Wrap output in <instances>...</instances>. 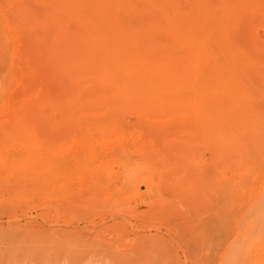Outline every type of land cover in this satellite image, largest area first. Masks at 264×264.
Masks as SVG:
<instances>
[{
	"label": "rangeland",
	"instance_id": "rangeland-1",
	"mask_svg": "<svg viewBox=\"0 0 264 264\" xmlns=\"http://www.w3.org/2000/svg\"><path fill=\"white\" fill-rule=\"evenodd\" d=\"M39 1L0 0V154L8 159L0 161V264H264V218L257 225L253 213L264 208V123L258 125L262 134L242 132L234 145L225 146L223 163L216 148L205 147L193 114L157 115L151 100L92 96L109 92V85L83 83L88 70L76 52L82 82H69L74 73L65 69L58 75L51 37L20 17L29 10L43 12ZM243 2L234 1L231 32L224 30L231 38L223 33L235 38L232 46L242 43L235 51L241 50L235 56L239 73L256 86L247 90L257 89L251 97L248 91L257 106L249 101L264 119V0ZM140 14L133 15L137 25ZM162 36L157 38L171 42V49L165 45L173 58L185 55L180 39ZM209 40L219 47L216 37ZM201 81L196 87L185 84L176 95L190 101ZM60 92L61 113L53 108ZM73 92L80 100L66 101ZM16 120L29 125L28 138L26 130H12ZM249 136L256 142L249 143ZM25 156L35 161L28 163ZM249 216L256 241L255 230L248 232L254 229ZM234 254L241 259L232 260Z\"/></svg>",
	"mask_w": 264,
	"mask_h": 264
},
{
	"label": "bare ground",
	"instance_id": "bare-ground-1",
	"mask_svg": "<svg viewBox=\"0 0 264 264\" xmlns=\"http://www.w3.org/2000/svg\"><path fill=\"white\" fill-rule=\"evenodd\" d=\"M38 1L39 0H37V2ZM42 1H44L43 3L45 4L43 5L46 6L45 10L44 9H43L44 11L42 10L43 12L41 13L33 12V10L30 8L33 13L32 12L29 13L30 11L29 10L27 13L23 15L21 14L22 16L20 17H23L25 18V20H28V23L29 21H31L34 24H36V26L38 27L41 26L44 35L51 37L50 45L47 43L48 46L51 48L50 56L52 57L53 60V61L51 60V63L53 62L52 64H54V66L51 65V67L53 66V68H55L56 72L59 73V74L57 73L58 75H61V70L65 69L66 72L68 71L70 73L71 72L74 73L73 76H71L73 73H71V75H68L69 77L71 76L73 78V79L70 78L69 82H71V80H73V82H78V83L82 82L80 80L81 77L84 76L78 72L77 70L79 68L78 63L73 55L76 52V53H80V57L78 60L82 61L83 62L82 66L88 70L87 73L88 78L87 80H85V82L83 80V83H86L87 81L86 84L88 85V83H90V85H92L91 88L96 87L93 86L94 84H101V86L98 85L100 87H102L103 84L109 85L110 87L109 92L104 91L105 92L104 94L99 93L95 95L96 92L93 91L94 95L92 96L101 95L100 98L108 99V100L117 99L119 101L138 100V101H142L143 103L144 100H151L152 104L150 105L153 108L152 110L157 111V113L159 112L158 114L156 113L157 115L159 114L163 115L165 113H174L178 115L179 113H183V112L193 114L197 118L199 131L203 136L202 141L205 144V147L216 148L218 151L220 161H222L223 163H224V147L225 146L227 147L228 145L231 146V143L232 145H234V142L237 141L239 137L240 138L242 137L241 134L239 135V133L246 132L245 135L242 134L244 135L243 137H248V135H250L247 134V131L250 132L253 136H255V134L261 133L260 132L261 130L258 131L259 128L258 125H260V122H262L261 126L264 123V121H261V119L264 120L262 117L263 112L260 113L261 112L260 111L259 113L261 117L258 116L257 114L258 111L254 106V104H256L257 106L258 103V102L255 103L254 100L255 96L253 97V99L251 98L249 99V94L250 97L252 96L251 95L252 93L250 92H252V90L254 91L255 88L254 89L251 88L252 89L251 91L247 90L248 87L250 89V87L252 86V82L250 86L247 85L246 79L245 80L242 79V77L244 78L245 74L243 73L241 77V74L239 73L240 64L238 62L239 60L238 56L241 54L240 53L241 50H239L240 54L237 52L238 49H240L238 45H242V43L238 44L237 46L232 43L233 45H235V47L230 44L235 40L234 38V40L231 41L232 39H230L231 37L229 36L230 35L229 33L231 32V31L229 32V28H231L229 27V23H231V21L234 19L235 12L237 13L236 6L234 3L235 0H42ZM243 1L245 2L246 0ZM249 1H253V0H249ZM236 3H238V1ZM21 7L22 6H20L19 8ZM27 10L24 9V11ZM135 13L142 14L141 17L143 21H141L142 23L140 22L141 24L139 25H137L138 23L137 24L135 23L136 17L133 18V15ZM241 18L242 17H240V19ZM71 23H74L75 25H73L72 27ZM237 23L239 22L237 21ZM237 23L236 25H238ZM227 28L229 33L226 34ZM36 29L34 30L36 31ZM223 32L230 37L229 38L230 40L227 39V36L225 38V34ZM157 35H161V36L163 35L162 37L166 36L164 37L165 39L169 38L170 36L174 37L175 39H180V41H178L179 44H181L183 48L184 47L186 48L185 51L186 53L184 52L185 48L182 51V54L185 55L182 56L178 55L181 56L180 59L173 58L172 57L173 55L170 54L171 53L170 50L167 49L169 47H166L171 42L168 43V41L166 42V40H164L166 43H163L162 42L163 40H161L162 38L161 37L157 38ZM211 35L213 37H216V40L219 41V47H217L218 45L214 42L217 45L215 46L219 49L211 46L213 44L210 45L209 37ZM43 39L44 38H42V40ZM196 45L198 47L194 49L193 47L194 46L196 47ZM171 48L172 46H170V49ZM155 49H157L158 51L162 49L163 52L161 54L158 52L159 54H157ZM235 51H237L236 53L238 54L237 56L238 60L237 57H235L236 56ZM219 52L221 53L223 52V56H225L224 58H222L225 59L223 62L220 59ZM89 53H92L94 57L90 58ZM258 57H256V59ZM248 58L251 59L252 57L249 55ZM262 58L263 57H261V59ZM242 63L244 62H241V64ZM262 63H264V61ZM243 65L244 64H242L241 67ZM260 68L263 69L264 66L263 68L262 67ZM207 69H210V71L208 72ZM245 69L247 70V68ZM204 70H206V72H204ZM62 71L64 72V70ZM192 71H194V76H192L193 75ZM201 72L204 73L203 74L204 78L203 77L201 78L203 79V82L201 81L202 88L200 87L201 84L200 86L198 85L201 89L200 91H198L199 89H196L198 93L194 92L193 89L194 94L195 93L197 94L193 95L190 101L185 100L179 94H178L179 96L176 95V91L178 90V88L184 86L185 84H189L190 82L192 83L191 76L194 77L193 83L197 84V82L195 83V81L201 80L199 78L200 77L199 74H201ZM252 74L254 76V73ZM57 77L59 79L61 78V76H57ZM255 78H257V75ZM57 82L59 81L57 80ZM193 83L192 85H194ZM257 83L260 82L258 81ZM85 85L84 87H86ZM78 86H80V84ZM87 87L90 90V86ZM252 87H256V86H252ZM260 89L262 90V87ZM78 90L77 92L80 93L81 91H83L82 88L80 91ZM180 90L181 89H179V91ZM256 90L257 89H255V92ZM139 91L141 92L143 91L142 94L139 93ZM45 92L47 93L48 91ZM77 92L72 94L71 97L69 96V93L68 95L66 93V95L69 96L66 99V101L75 102L76 100L81 98V94ZM174 92L175 95L172 94ZM255 92H253L254 93L253 95H257L256 97L257 100L258 99L260 100V97H258L259 94H256L258 93V91L256 93ZM249 100L250 101L253 100L254 104H251L252 102L250 103ZM54 106L55 107L53 108H58L61 113V92L60 95H58V98L54 100ZM261 107H259L260 110L263 109ZM23 114L24 113H22L21 116L27 115V114L25 115ZM259 117L260 119H258ZM19 120L18 123L17 120L15 121L16 125L13 126L14 128H12V130L13 129L14 131L26 130L27 132L30 129L29 125H27L26 123L24 124V122L22 123L21 121L23 119L21 121ZM32 127L34 126L32 125ZM116 127L118 126H115V128ZM92 130H94V128H92ZM262 131L264 132V130ZM227 132H229V134L232 133L230 134L232 137L231 136L229 137V134L227 135ZM27 134L28 132L26 133V138H28ZM14 136L12 138H14ZM28 136L30 137L31 135ZM249 137H250L249 143L256 142L255 137H254L255 139L252 136ZM244 143L246 144V142ZM246 146L248 145H245V147ZM254 147H256V144ZM247 152L245 151L244 153ZM242 153L243 152H241V154ZM2 155L0 154V161L7 164L8 159H5V157L4 156L2 157ZM248 156L246 159H248ZM27 158L29 162L26 161L25 159L24 160L28 163H31V161H35L32 160V157L30 156ZM236 158L237 157H235L234 159ZM226 160L227 162H230L228 159ZM252 160H250V162H252ZM35 165L36 164H34V166ZM260 205L263 206V203H261ZM260 208L262 207L260 206ZM253 213L255 214L254 216L255 221L253 220L254 223H256L257 225H262L260 223L264 218V208L263 210L260 209L257 213L255 212ZM252 216H249V218ZM251 219L252 218H250V221L248 220V222H251ZM252 222L250 223V225L251 224L253 225ZM252 227L249 228L251 229ZM253 228L254 229L252 230V232L251 230H249L248 232L250 233L255 232L253 234L255 236L257 234L256 228L255 227ZM257 236L258 235H256V238L255 237L253 238L255 240L253 239L252 240L256 241V239L259 238V237L257 238ZM239 250L241 249L239 248ZM235 258H238L236 257V254H234L232 260H235ZM238 259L240 260L241 257L239 256ZM261 261H263V259Z\"/></svg>",
	"mask_w": 264,
	"mask_h": 264
}]
</instances>
